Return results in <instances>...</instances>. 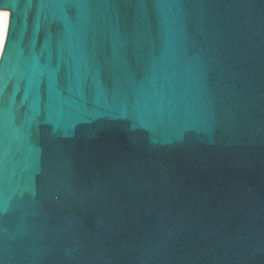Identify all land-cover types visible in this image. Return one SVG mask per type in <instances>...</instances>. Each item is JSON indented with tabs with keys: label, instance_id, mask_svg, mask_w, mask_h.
Instances as JSON below:
<instances>
[{
	"label": "water",
	"instance_id": "1",
	"mask_svg": "<svg viewBox=\"0 0 264 264\" xmlns=\"http://www.w3.org/2000/svg\"><path fill=\"white\" fill-rule=\"evenodd\" d=\"M0 9V264H264V0Z\"/></svg>",
	"mask_w": 264,
	"mask_h": 264
},
{
	"label": "bare ground",
	"instance_id": "2",
	"mask_svg": "<svg viewBox=\"0 0 264 264\" xmlns=\"http://www.w3.org/2000/svg\"><path fill=\"white\" fill-rule=\"evenodd\" d=\"M8 17L9 11L6 9H0V51L5 37Z\"/></svg>",
	"mask_w": 264,
	"mask_h": 264
}]
</instances>
